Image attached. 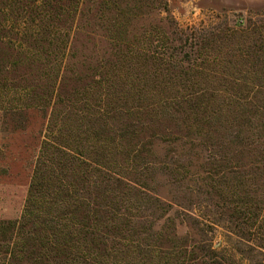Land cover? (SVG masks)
I'll return each mask as SVG.
<instances>
[{"label":"trees","instance_id":"1","mask_svg":"<svg viewBox=\"0 0 264 264\" xmlns=\"http://www.w3.org/2000/svg\"><path fill=\"white\" fill-rule=\"evenodd\" d=\"M119 1L0 0V88L25 66L23 96L46 118L21 215L0 221V264H237L229 237L218 250L177 235L147 186L155 141L207 155L236 243L264 252V195L228 180L237 150L264 190V20L177 32L195 48L183 60L153 30L128 35L151 0ZM84 35L104 47L77 49Z\"/></svg>","mask_w":264,"mask_h":264},{"label":"rangeland","instance_id":"2","mask_svg":"<svg viewBox=\"0 0 264 264\" xmlns=\"http://www.w3.org/2000/svg\"><path fill=\"white\" fill-rule=\"evenodd\" d=\"M91 1L83 0L86 5L84 11L90 3L92 4ZM94 1L97 3L102 0ZM151 2L149 7L143 9L142 17L127 23L128 35L138 36L143 31L153 30L150 35L153 36L154 44L162 38L164 41L158 44L165 42L167 48L177 49L176 54L183 60H188L189 57L186 56L194 54L195 48L193 43L190 45L191 39L178 45V35L175 36L177 32L182 31L188 36L193 29H208L214 25L222 29L244 28L249 21L264 20V0ZM119 4L128 10L133 9V0H120ZM88 29L85 30L89 32ZM88 37L81 36L76 48L80 50L83 45L92 51L93 46H96L99 51L104 47L98 38L88 41ZM27 72L25 66L22 67L17 73L18 76H9L7 83L10 82V87L0 88V221L15 220L21 215L40 147L41 133L46 124V118L30 107V98L23 96V88L28 83L22 82L20 76L27 78ZM0 83L2 86V80ZM184 147L182 149L180 146L155 141L154 162L160 165L147 182L149 190L154 191L164 203L171 205L165 217L173 221L177 235H188L198 240L205 236L211 241L213 249L218 250L225 246L226 237H229L232 240V248L242 252V257H238L236 261L237 264H264V252H252L250 248L236 243L238 239L234 235L237 229L222 210L224 203L215 193L219 194L223 186L207 180V155L196 148L188 149V144ZM231 158L235 166L240 168L234 170V174L228 178L234 189L238 193L248 191L257 198L261 197V193L264 195L257 176L246 173L244 159L237 150H233ZM169 161L174 164L165 167ZM224 181L225 179H222L221 182ZM259 215L254 233L255 238L264 240V205ZM202 229L205 230V235L202 234Z\"/></svg>","mask_w":264,"mask_h":264}]
</instances>
